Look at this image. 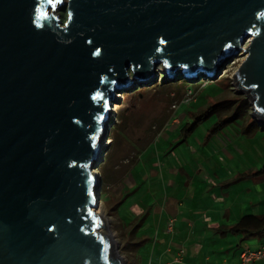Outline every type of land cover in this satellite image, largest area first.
<instances>
[{
	"label": "water",
	"instance_id": "obj_1",
	"mask_svg": "<svg viewBox=\"0 0 264 264\" xmlns=\"http://www.w3.org/2000/svg\"><path fill=\"white\" fill-rule=\"evenodd\" d=\"M61 3L0 0V264H126L93 170L116 93L242 49L233 88L264 123V0H67L63 22Z\"/></svg>",
	"mask_w": 264,
	"mask_h": 264
},
{
	"label": "crops",
	"instance_id": "obj_2",
	"mask_svg": "<svg viewBox=\"0 0 264 264\" xmlns=\"http://www.w3.org/2000/svg\"><path fill=\"white\" fill-rule=\"evenodd\" d=\"M188 115L193 116L164 117L153 150L148 142L131 155V146H125L112 166L109 198L136 238L130 240L136 243L130 264H238L242 249L264 244V234L224 232L245 214L264 213L254 210L256 188L239 184V172L223 170L218 152L191 145L180 149L186 139L163 135L167 128L180 130ZM162 135L170 144L166 151L158 145ZM262 260L252 264H264Z\"/></svg>",
	"mask_w": 264,
	"mask_h": 264
},
{
	"label": "rangeland",
	"instance_id": "obj_3",
	"mask_svg": "<svg viewBox=\"0 0 264 264\" xmlns=\"http://www.w3.org/2000/svg\"><path fill=\"white\" fill-rule=\"evenodd\" d=\"M66 1L63 0V3L58 4L54 10L62 22L67 18ZM245 45L247 44H243L244 47ZM244 56L243 50L240 49L237 54L223 64V69L217 73L215 78L200 73L196 77L187 78L186 86L175 84L182 76L179 70L173 75L174 80L170 79L166 77L167 73L160 63L153 70L156 79H153L149 85H137L116 93L119 99L114 101L117 103H113L110 109L115 104L118 107L108 114L107 120L109 124L108 137L110 140L114 138V141L105 147L103 160L93 170H97L101 180L99 212L109 220V227L117 242L118 251L125 258L126 264H130L131 258H133V243L130 240L136 238L130 232V223L119 218L115 212L114 200L109 198L107 184L112 174V166L124 155L125 146H131L132 152H129L131 155L135 150H142V146L148 142H150L148 145H151L150 149L153 150L156 146L153 142L154 138L158 141L156 133L169 116L176 117L179 113L200 111L212 105L211 114L202 118L192 131L187 134L184 131L185 137H182L181 129L176 131L171 128H167L163 135H168L170 140L173 139L172 137H176V141L180 137L186 139V141L178 143L180 149L191 145L206 153L218 152V163L223 170L230 169L236 174L239 172V184H250L252 191L256 188L257 209L254 208V210L257 212L264 210V177L255 174L264 164V123L251 116V107L247 96L244 93L236 92L233 88L234 77L232 75ZM219 68L220 66L214 71L215 74ZM155 82L162 84L155 86L153 85ZM120 94L121 96H119ZM241 97L247 98V104L240 106L235 118L231 119L217 133L209 135L208 128L211 124L222 117L232 115L238 104V99ZM172 104L177 106L172 108ZM164 117L166 120L162 121ZM251 117L257 124L251 123ZM194 118V116L188 115L184 121L192 122ZM163 135L160 138L162 143H158V145L162 151H166V148H170V144L169 142L164 143ZM244 173H246L245 178H243Z\"/></svg>",
	"mask_w": 264,
	"mask_h": 264
},
{
	"label": "trees",
	"instance_id": "obj_4",
	"mask_svg": "<svg viewBox=\"0 0 264 264\" xmlns=\"http://www.w3.org/2000/svg\"><path fill=\"white\" fill-rule=\"evenodd\" d=\"M187 78L181 76L180 79L175 83L177 86H186L187 85ZM162 83L155 82L153 85L157 86ZM227 101V100H226ZM223 102V101H222ZM220 103V102H219ZM247 104V98H239L238 104L234 109V113L230 116L222 117L216 121H214L211 126L208 128V134L217 133L223 126H225L231 119L235 118V114L237 113L238 108L240 106ZM212 105L209 107H206L205 109H202L200 111L192 112L193 116L195 117L192 122H185L184 125L181 127V131L183 132L182 137L186 136V134L194 128V126L200 122L202 118L205 116L207 117L209 114H211L210 109ZM201 117V118H200ZM252 120L251 123L257 124L256 121L251 117ZM184 131H186V134L184 135ZM108 137V136H107ZM114 141V138L110 140V144ZM255 174L259 177H264V164H262L259 169L255 172ZM225 231H229L232 233H240L245 236H251V235H260L264 234V213L261 214H245L242 217H240L237 222L232 224L230 227L225 228ZM136 245V243H133V247Z\"/></svg>",
	"mask_w": 264,
	"mask_h": 264
},
{
	"label": "built area",
	"instance_id": "obj_5",
	"mask_svg": "<svg viewBox=\"0 0 264 264\" xmlns=\"http://www.w3.org/2000/svg\"><path fill=\"white\" fill-rule=\"evenodd\" d=\"M176 104H172V108L176 107ZM264 259V244L257 247L256 249H250L245 247L239 254V263L238 264H252L255 261ZM174 261H179V259H174ZM147 264H153L150 261Z\"/></svg>",
	"mask_w": 264,
	"mask_h": 264
},
{
	"label": "bare ground",
	"instance_id": "obj_6",
	"mask_svg": "<svg viewBox=\"0 0 264 264\" xmlns=\"http://www.w3.org/2000/svg\"><path fill=\"white\" fill-rule=\"evenodd\" d=\"M250 38L248 37V40H249ZM119 96H121V94L119 95ZM114 103H117V102H114ZM117 105L115 104L114 106H113V108L111 109V111L110 112H112L113 110H116L117 109ZM106 143H110V138L109 137H107L106 138ZM95 172H97V170L95 169L94 170ZM98 173V172H97ZM99 174V173H98ZM99 201V200H98ZM100 208V203L98 202V204H97V207H96V212H99V209Z\"/></svg>",
	"mask_w": 264,
	"mask_h": 264
}]
</instances>
